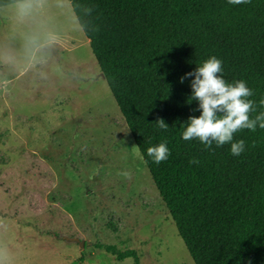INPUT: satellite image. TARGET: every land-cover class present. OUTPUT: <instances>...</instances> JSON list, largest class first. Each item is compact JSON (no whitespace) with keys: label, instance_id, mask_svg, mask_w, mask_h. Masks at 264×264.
<instances>
[{"label":"rangeland","instance_id":"1","mask_svg":"<svg viewBox=\"0 0 264 264\" xmlns=\"http://www.w3.org/2000/svg\"><path fill=\"white\" fill-rule=\"evenodd\" d=\"M134 146L70 1L1 6L0 264H195Z\"/></svg>","mask_w":264,"mask_h":264},{"label":"trees","instance_id":"2","mask_svg":"<svg viewBox=\"0 0 264 264\" xmlns=\"http://www.w3.org/2000/svg\"><path fill=\"white\" fill-rule=\"evenodd\" d=\"M69 1L194 263L264 264V129L233 134L245 144L238 156L230 143L184 140L182 124L201 112L194 77L181 83L215 56L227 83L252 90L250 118L264 112V0ZM165 142L170 154L157 164L147 149ZM95 246L141 264L135 249Z\"/></svg>","mask_w":264,"mask_h":264},{"label":"clouds","instance_id":"3","mask_svg":"<svg viewBox=\"0 0 264 264\" xmlns=\"http://www.w3.org/2000/svg\"><path fill=\"white\" fill-rule=\"evenodd\" d=\"M230 4L238 5L249 3L250 0H228ZM222 72V61L215 56L210 57L198 66L193 72L186 73L181 77V83L189 77L191 80V99L198 102L200 111L199 117L193 115L182 124L186 129L182 133L184 140L198 138L206 147L211 148L213 142L217 146L231 144L233 155H240L245 148L243 140L233 141V134L240 129L256 131L257 125L264 129V112L250 118V113L255 111V102L248 99L253 95L244 81L227 83L219 75ZM264 105V99L260 101ZM162 130L169 127L163 118L155 122ZM138 147L134 146L133 149ZM148 156L153 158L157 164L166 160L169 156V149L166 142L147 149ZM142 158V157H141ZM197 163L198 161H191ZM119 175L131 179V173L123 171Z\"/></svg>","mask_w":264,"mask_h":264},{"label":"water","instance_id":"4","mask_svg":"<svg viewBox=\"0 0 264 264\" xmlns=\"http://www.w3.org/2000/svg\"><path fill=\"white\" fill-rule=\"evenodd\" d=\"M84 244V243H83Z\"/></svg>","mask_w":264,"mask_h":264}]
</instances>
